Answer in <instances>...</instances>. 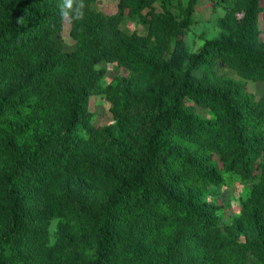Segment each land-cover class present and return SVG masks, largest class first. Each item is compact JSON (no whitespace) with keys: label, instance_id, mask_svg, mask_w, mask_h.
I'll use <instances>...</instances> for the list:
<instances>
[{"label":"trees","instance_id":"1","mask_svg":"<svg viewBox=\"0 0 264 264\" xmlns=\"http://www.w3.org/2000/svg\"><path fill=\"white\" fill-rule=\"evenodd\" d=\"M10 1L0 0V264H248V255L264 264V95L217 72L224 65L264 81V0H243L227 31L197 52L178 40L159 60L157 47L169 50L181 25L169 0H118L113 13L85 0L84 19L70 21L69 52L55 38L58 0ZM125 14L149 34L123 30ZM102 60L147 71L144 89L103 85ZM95 94L110 96L113 124H92ZM185 99L215 117H200ZM102 148L114 165L102 163ZM223 171L263 174L231 225L205 200ZM59 211L78 228L61 225L41 255Z\"/></svg>","mask_w":264,"mask_h":264},{"label":"rangeland","instance_id":"2","mask_svg":"<svg viewBox=\"0 0 264 264\" xmlns=\"http://www.w3.org/2000/svg\"><path fill=\"white\" fill-rule=\"evenodd\" d=\"M12 0L10 2H14ZM243 0H169L166 3L167 8L174 16L177 22H181V25L177 26V33L171 38L169 43V50L160 51V47H157L155 55L156 60L160 57L165 59L169 58L170 54L174 51L176 41L180 40L186 45V49L189 53H194L200 50L202 44L217 36L221 31L230 27L233 16L239 17L242 13ZM118 0H97V7L103 13H113L117 9ZM153 6L157 11H160L163 4L160 1H154ZM129 9V8H128ZM128 11V10H127ZM235 13V14H234ZM258 27L260 29L259 41L264 43V15H259ZM120 27L127 33L135 32L138 35L146 36L150 30L148 25L143 23L137 17H132L125 14L121 20ZM150 37L157 41L160 39L158 31ZM55 38L60 41L61 47L64 51H72L75 49V40L70 34V21L64 20L62 29L55 35ZM95 68H101L104 70L102 77L103 85L116 84L121 81L125 83L129 89H144V82L148 79L147 71H133L125 65H120L114 62H108L102 60L95 65ZM219 75L231 77L241 82L247 92L254 95L256 98L264 95V81L262 80H249L239 77L234 70L228 66H219L217 69ZM124 87V86H123ZM132 87V88H131ZM185 102L192 105L194 112L200 117L214 118L215 112L206 106H201L190 99H185ZM113 105L110 96L105 94H95L89 96V110L92 112V124L97 127H102L108 124H113L115 118L113 117L111 107ZM135 118L129 124L127 132L134 133L132 127ZM114 131H116L114 129ZM107 148L99 150V156L102 163H109L114 165L115 162L110 157ZM221 165V162H219ZM224 182L222 185L210 188V192L206 194L205 200L217 207L216 214L220 219L221 225H231L236 220H242L244 210V201L250 196L253 187L262 181L263 174L261 171H257L255 175L248 179H243L235 173L222 172ZM77 179L87 180L83 175H76ZM75 178V176L73 177ZM71 181H61L60 189L69 187ZM98 187L95 182L90 187ZM65 226L72 234L75 229L78 228V224L72 221L67 211H59L58 214L52 216L47 225V238L45 240V246L41 249V255L45 254V248H49L55 245L57 241V234L60 226ZM242 239L245 238V234H241ZM93 253V252H92ZM91 253V255H92ZM248 264H261L254 255H248Z\"/></svg>","mask_w":264,"mask_h":264},{"label":"clouds","instance_id":"3","mask_svg":"<svg viewBox=\"0 0 264 264\" xmlns=\"http://www.w3.org/2000/svg\"><path fill=\"white\" fill-rule=\"evenodd\" d=\"M62 20L82 21L85 16V0H58Z\"/></svg>","mask_w":264,"mask_h":264}]
</instances>
